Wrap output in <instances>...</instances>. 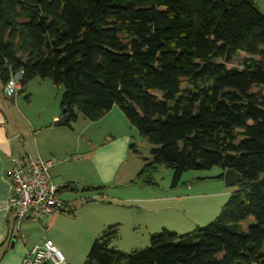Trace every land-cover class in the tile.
I'll list each match as a JSON object with an SVG mask.
<instances>
[{
	"label": "trees",
	"instance_id": "obj_1",
	"mask_svg": "<svg viewBox=\"0 0 264 264\" xmlns=\"http://www.w3.org/2000/svg\"><path fill=\"white\" fill-rule=\"evenodd\" d=\"M237 55L240 67H226ZM17 71L18 93L34 78L63 87L69 128L118 106L151 145L142 185L157 165L172 169V187L188 170L240 175L206 226L161 229L123 253L109 247L119 237L110 225L83 264H264V15L254 0H0L1 97Z\"/></svg>",
	"mask_w": 264,
	"mask_h": 264
},
{
	"label": "rangeland",
	"instance_id": "obj_2",
	"mask_svg": "<svg viewBox=\"0 0 264 264\" xmlns=\"http://www.w3.org/2000/svg\"><path fill=\"white\" fill-rule=\"evenodd\" d=\"M242 59L243 55H237L225 65L226 67H240ZM44 81L48 83V86H40L35 81H31L27 94L25 91L16 94L17 97L23 96L19 100V104H9L10 109L6 111L7 114L9 113L7 124L10 132L15 126L14 120L21 126L22 137L18 142L15 141L18 153H22V150L25 149L30 155H34L37 146L40 150L38 156L44 159L50 150L61 155V165L56 170L51 169V175L54 183L65 186L60 192L65 209L53 223L36 222L35 231L40 232V237L45 236L44 239L46 237L58 239L60 245L57 247L65 255L67 262L68 259L75 262L83 261L94 241L88 230L89 224H93L101 215H118V207L120 206H126L128 209L120 207L119 222L114 224L118 227L119 237L114 239L109 247L123 253H129L149 246L150 236H148L147 229L151 231L150 229L154 227L155 216L159 214L165 216L166 225H168L166 228L160 227L159 231L166 229L178 235L189 233L196 227H203L211 223L218 216L223 205L237 191L236 184L226 187L223 180L217 178L222 173V170L217 166L208 170H188L181 175L174 187H172V169L157 165L152 174L153 185L147 187L143 185L142 187L137 184L128 188L111 186L110 193H106V188H102V192L89 188L86 184L89 180L85 167L90 162L92 152L98 145L104 143V138L98 137L89 143L87 139L79 140V147L77 146L74 155L70 156H63L62 148L56 142V150L53 149L50 144L51 131L49 130L37 133L34 139L32 133L37 130L33 131V128H38L40 123L47 121L49 115L57 108L56 98L61 97L64 90L62 86L56 87L49 80ZM28 91L32 95L31 101L26 99ZM152 93L157 96L160 95L158 91ZM57 94L60 96L56 97ZM46 97L49 98L46 100ZM85 122L89 121L78 114L77 120L71 123L76 133L83 130L84 135H87V131H84ZM130 128L132 133L128 137L131 139L130 145H133L134 150L130 148L129 154L133 157L129 160L143 164L144 159H151V145L139 135L134 127L131 126ZM20 146L23 147L22 150ZM68 158L70 159L67 162L63 161ZM51 159L53 162L55 161L54 158ZM78 159L81 162L74 164V160ZM128 162L127 160L126 164ZM70 187L73 190H70ZM103 192L104 197H102ZM76 206L81 207L75 210ZM74 211L77 212L75 218L65 217V215L72 216ZM107 219L101 221H107Z\"/></svg>",
	"mask_w": 264,
	"mask_h": 264
},
{
	"label": "crops",
	"instance_id": "obj_3",
	"mask_svg": "<svg viewBox=\"0 0 264 264\" xmlns=\"http://www.w3.org/2000/svg\"><path fill=\"white\" fill-rule=\"evenodd\" d=\"M256 6L258 7L259 11L264 15V0H254ZM38 78H34L30 80L27 85L24 87L25 93L27 94L28 86L31 81H35L38 85L48 86V83L44 80H37ZM48 81V80H46ZM52 85V84H51ZM52 88V86H50ZM53 90V88H52ZM58 91V90H57ZM23 96V95H22ZM21 96V97H22ZM60 96L59 94L56 95ZM21 97H17L16 95L11 98L5 100V97L0 96V264H22V259L27 250L31 249L34 245L40 243L45 236L40 237L39 231H35L37 226L35 222L24 221L21 223L19 232L17 237L14 238L13 246L11 247L12 242V234L10 231V224L13 219V214L8 209V198L11 192V183L8 178V172L11 168V158L19 157L22 154H29L28 152L20 146V149L23 151L22 153L16 150L15 141H19L22 137L21 126L17 124L14 120V128L12 131H9L8 128V115L6 111H9L10 106L9 104H19V100ZM27 101H31V93L28 91ZM49 97H46V100ZM4 101V102H3ZM57 108L53 113L49 115V118L45 123H40V127H36L32 133V136L35 139L37 133L45 130H49L50 132V144L52 145L53 149L56 150L55 142L62 148L63 156H70L74 155L77 146L79 147V140L84 141L87 139V142L94 140L98 137L104 138V143L98 145L96 149L91 154L90 162L86 165V172L88 183L87 186L90 188L94 187H101L99 191L102 192V188H106V193H110V187H125L128 188L131 185H141L139 182L135 181L136 174L140 171L143 164L140 162H136L135 160L131 159L129 153L130 151V144L131 139H129L128 135L132 133V129L130 128V124L124 117L123 113L121 112L118 106H113L112 109L104 115L101 119L97 121H89L85 122L84 131H87V135H84L83 130L76 133L74 126L71 124V128L63 125L55 127L53 126L52 122L56 120L61 115V110L58 104L60 102V97L56 98ZM29 122V121H28ZM53 129V130H52ZM53 131V132H52ZM82 133V134H81ZM83 139V140H82ZM106 145V146H105ZM132 149V148H131ZM134 150V149H132ZM34 155H40L39 147L36 146L34 150ZM46 155V154H41ZM58 155V156H57ZM51 156V157H49ZM45 158H54V166L52 169L56 170L57 167L61 165V155L54 150H50L47 153ZM67 160H63L67 162ZM53 160V159H52ZM129 161L126 164V161ZM81 162L80 159L74 160V164ZM73 163V161H72ZM59 176V175H58ZM61 177H65L64 175H60ZM67 178V177H65ZM75 183L73 181H70ZM63 187L64 185H60ZM86 186V185H84ZM147 187V186H145ZM70 190H73L71 187ZM102 197H104V192L102 193ZM125 200V199H124ZM151 201V200H150ZM149 202V201H147ZM120 206V204H119ZM81 207V206H78ZM77 206L74 208H78ZM122 209H128L126 206H120ZM120 207L118 215H101L98 220H95L93 224H89L88 230L89 233L92 235V238L95 239L98 237L101 232L109 225L118 224L119 222L118 217L120 215ZM65 209V207H64ZM62 212L56 215L48 216L44 218L42 221L45 224L53 223L56 221ZM77 212L74 211L73 215H65V217H76ZM109 218V219H107ZM102 219H107V221H101ZM114 220V221H113ZM116 220V221H115ZM109 222V223H108ZM39 223V222H38ZM154 227L148 230V236L151 234L156 233L159 231L160 227L166 228V221L165 216L161 214L155 216L154 218ZM21 231V233H20ZM154 232V233H153ZM51 239L56 246L60 245L58 239H54L52 237H46ZM91 238V236H90ZM65 256V255H64ZM86 256L84 257L83 261H74L66 259V264H83Z\"/></svg>",
	"mask_w": 264,
	"mask_h": 264
},
{
	"label": "built area",
	"instance_id": "obj_4",
	"mask_svg": "<svg viewBox=\"0 0 264 264\" xmlns=\"http://www.w3.org/2000/svg\"><path fill=\"white\" fill-rule=\"evenodd\" d=\"M21 78L22 71L9 74L2 87L3 97L13 98L18 93ZM53 166L52 159L38 155L22 154L11 158L8 209L13 214L10 229L13 238L17 237L24 221L40 222L64 210V202L60 197L61 186L52 179ZM22 264H66V259L54 242L46 238L26 251Z\"/></svg>",
	"mask_w": 264,
	"mask_h": 264
},
{
	"label": "water",
	"instance_id": "obj_5",
	"mask_svg": "<svg viewBox=\"0 0 264 264\" xmlns=\"http://www.w3.org/2000/svg\"><path fill=\"white\" fill-rule=\"evenodd\" d=\"M68 121V114L65 109L61 111L60 117L53 121V126H63ZM241 180L240 175L235 172L233 169H226L223 171V183L226 187L233 186L239 183ZM14 238L11 242V247L13 246Z\"/></svg>",
	"mask_w": 264,
	"mask_h": 264
}]
</instances>
